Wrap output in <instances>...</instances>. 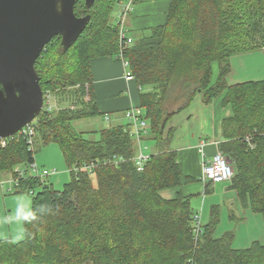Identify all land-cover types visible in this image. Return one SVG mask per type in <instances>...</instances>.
Here are the masks:
<instances>
[{"label": "trees", "instance_id": "trees-1", "mask_svg": "<svg viewBox=\"0 0 264 264\" xmlns=\"http://www.w3.org/2000/svg\"><path fill=\"white\" fill-rule=\"evenodd\" d=\"M125 1L96 0L89 7L77 0L74 11L91 15L88 26L68 49L55 36L36 61L43 92L59 105L48 109L45 104L32 122L33 144L19 135L0 144V174L17 179L11 184L14 193L32 196L31 212L23 220L25 236L0 239V264H264V241L237 249L232 231L215 235L219 206L212 207L207 224L196 226L191 195H161L198 180L183 174L177 151L152 154L138 170L136 139L126 126L113 123L88 132L72 127L73 121L102 115L91 62L118 55L120 26L111 18L118 6L119 20ZM139 1L132 0V12ZM124 30L128 35L127 25ZM263 47L264 0H170L166 21L133 38L123 58L136 83L151 87L141 93L139 107L150 123V137L160 144L168 141L171 116L197 93L208 103L222 95L223 106L232 109L220 124V149L235 169L230 187L264 220V79L228 82L230 57ZM214 62L219 75L212 81ZM174 88L186 101L170 110L167 96ZM66 100L76 107H61ZM39 140L62 150L71 179L61 188L46 177L28 175V169L23 176L16 171L36 161Z\"/></svg>", "mask_w": 264, "mask_h": 264}, {"label": "crops", "instance_id": "crops-1", "mask_svg": "<svg viewBox=\"0 0 264 264\" xmlns=\"http://www.w3.org/2000/svg\"><path fill=\"white\" fill-rule=\"evenodd\" d=\"M147 1L146 5L142 6L141 2L138 6L131 11L127 17V26H128V35L138 39L146 34H143L141 37L132 35V28L143 29L148 26L146 19L148 18L147 9L152 6L153 13H151V19L156 22L155 24L160 25L166 21V12L169 7L170 0H144ZM156 26V25H153ZM151 26V27H153ZM264 50V47L262 48ZM254 57L264 59V52L260 51H246L243 55L240 56H231L233 64L234 61L238 62V66L233 67L231 73L228 77L229 84H234L242 81L252 80V79H261V78H252L244 80L248 71H253V76H264L260 72H264V67L262 65L255 66L256 61L251 60ZM241 59V60H239ZM235 66V65H234ZM92 74H93V88L95 93V98L97 102L98 109L101 111L103 121L106 124L105 116L110 117V123H119L122 125L127 124L128 119L126 117V112L133 107L140 106L141 104V93L144 90L149 88L142 87V90L139 88V85L134 79H127L128 70L125 68L123 62L117 56H105V57H96L91 62ZM260 71V72H259ZM130 72V70H129ZM216 80V79H215ZM214 80V81H215ZM174 91V90H173ZM169 92L167 96V106L168 109L174 110L168 105L170 96L173 97L174 92ZM180 94H183L182 91H179ZM222 95L216 97L214 100L209 103L206 102L201 95L197 93L184 107L182 110L174 113L173 116L169 119L167 128L165 129V136L168 137V141L165 143H158L150 137V128L147 131H144L141 136V140H136L137 143V155L139 151L144 155L149 157L152 154L159 153L165 150H175L177 151L178 160L181 164L183 174L185 176H191L197 178L196 186L190 188L187 183H183L179 189L167 188L161 191V195L164 198H172L176 196L178 191L183 192L185 195L198 194L199 189H204V186L201 181L202 174V164L205 160L211 159L215 153L220 150V142L224 141L222 137L220 124L224 117L231 115L232 109L231 106H223ZM183 97V96H182ZM184 102L186 101L183 99ZM179 102H181L179 100ZM178 102V103H179ZM194 103L195 107H190ZM142 108V107H141ZM144 112V111H143ZM197 112L198 115L195 117L194 113ZM186 116L187 122L183 125L182 118L179 115ZM150 125V123H149ZM107 126V124H106ZM179 126H184V135L185 138L183 142L177 140L181 132L178 131ZM142 139H144L142 141ZM146 140V141H145ZM144 144V145H142ZM171 144V145H170ZM164 145L163 149H160L159 146ZM205 156L203 157L201 149ZM223 152V151H222ZM135 155V156H137ZM39 154L35 156V160L40 165L43 164L38 159ZM227 156V155H226ZM46 158V154H45ZM58 162L51 163L50 166H58ZM65 173L61 174L58 177H54L53 181L61 182L65 179ZM13 178L12 173H8L7 181ZM219 184V183H218ZM218 184H214L213 188L217 187ZM224 185L225 191L230 190V192L223 193L220 195H210V198L202 196V199L198 203L199 209H195V212L200 217V222L202 225L207 224L210 219L211 209L213 206L217 205L220 209V223L215 231L216 236H221L219 234V229L223 226V214L224 208L227 209L229 217L233 220L236 218L245 219L249 217L247 222L250 219H255L256 223L264 225V220L261 215H255L249 207H245L241 204L239 196L236 190H232L230 183L222 182ZM8 185V187H7ZM212 185V184H210ZM14 186L10 184H5L0 186V239L10 238L13 240L14 233L16 239L19 241L23 237L22 231L19 230L18 226H10L13 222V219L16 221H22L24 218L31 212L32 208V196L26 195L25 193H14ZM205 195V194H204ZM223 199V200H221ZM199 200V199H196ZM221 200V201H220ZM218 202V203H217ZM192 204V200H191ZM193 207V206H192ZM194 209V208H193ZM10 214H6V212ZM232 212V214H230ZM259 214V213H257ZM246 222V223H247ZM231 223L229 226H232ZM220 226V227H219ZM264 234H262V237ZM236 240V237L234 238ZM259 239H255L256 241ZM252 241V242H253ZM259 241H264L261 239ZM235 242V241H234ZM247 244H237L236 248L242 246L249 247L251 245V240H246Z\"/></svg>", "mask_w": 264, "mask_h": 264}, {"label": "water", "instance_id": "water-1", "mask_svg": "<svg viewBox=\"0 0 264 264\" xmlns=\"http://www.w3.org/2000/svg\"><path fill=\"white\" fill-rule=\"evenodd\" d=\"M77 0H0V139L15 135L43 110L36 61L55 37L65 49L88 26ZM91 7L96 0H84ZM231 161V160H230Z\"/></svg>", "mask_w": 264, "mask_h": 264}, {"label": "rangeland", "instance_id": "rangeland-1", "mask_svg": "<svg viewBox=\"0 0 264 264\" xmlns=\"http://www.w3.org/2000/svg\"><path fill=\"white\" fill-rule=\"evenodd\" d=\"M140 2H141V4H143L142 6L148 4V3H146L147 1H144V0H140L139 2H135L133 4V10L138 6V4ZM152 6L153 5H150V7L147 9L148 13H150L148 15V18L146 19V22H147L148 26L146 28H143V29L132 28V30H131L132 35H135L137 37H141L143 34H148L150 32L151 26L157 25V24H155L156 22H154L151 19V15H152L151 13H153ZM117 9H118V6L116 7L114 12L112 13L111 20H112L113 23H117L119 21V20H115V15H116ZM255 50L256 51H260V52H264V50L262 48H257ZM251 51H254V50H251ZM244 53L245 52L236 53L233 56H240V55H243ZM232 60H236V59H231L233 67L238 66V62L234 61V64H233ZM239 60H241V59H239ZM251 60L256 61L254 63L255 66L262 65L264 67V59L258 58V57H254ZM231 62H230V64H231ZM212 70H213V72H212L213 73L212 81H214L219 75V64L217 62L213 63ZM260 73H261V75H264V72H260ZM253 74H254L253 71H248L246 76L244 78H242V79H244V80L252 79V78L264 79V76H253ZM173 90H174L173 91L174 95H173V97L170 96V99H169V102H168V105L171 108H175L176 106H179V104H178L179 100L183 102V99L185 98V97H182L183 94H180V92H179L180 88H174ZM44 95H45V93H44ZM201 95L203 96L202 93H201ZM51 103L54 104L52 101H51ZM70 104H72V103L66 100L64 102H61L60 106L61 107H65V106H68ZM192 106L195 107L194 103L188 108H191ZM45 107L47 108V105ZM182 112H184V110H182ZM197 115H198V113L195 112L194 116L196 117ZM179 116H180V118H182V124L184 125L187 122L186 116H182L181 114ZM36 122H37V118L33 121V123H36ZM168 123H167V126H168ZM106 124L103 121L102 115H98V116H96V117H94L92 119H83V120L73 121L72 122V127L76 131H87L88 132V131H92L93 129H100V128L106 126ZM167 126H166V128H167ZM184 128H185L184 126H179L178 127V131L181 132ZM183 133H184V130L181 132V134H180V136L178 137L177 140L183 142V139L185 138V135ZM141 136H142V134L140 136L135 137V139L140 141L141 140ZM95 137H97V135ZM143 140L144 139H142V141ZM142 145H144V144H142ZM164 147H165L164 145H160L159 146L160 149H163ZM37 154H39L38 159L41 162H43V164H41V165L38 163L39 168H40L41 171H43L45 169H48V170H51V171L53 169H55L57 171L55 174H49L48 176H46L45 180L47 182H49V183L52 182L55 187L61 188L65 182H67V181H69L71 179V174H70L69 170L67 169L66 163H65V161L63 159L62 150H61L60 146L57 143L50 142V143L46 144V143H42V141L39 140L38 143H35V155H37ZM45 154H46V158H45ZM140 154H142V153L139 151L138 155L137 154L136 155L140 156ZM50 162L51 163L58 162L60 165L57 164L58 166H50ZM21 166L25 167V165H21ZM28 173L30 174V173H32V171L30 169H28ZM63 173L66 174L65 175V179L63 181H61V182H56L55 180L53 181L54 177H58V176H60ZM7 178H8V173L7 172L3 173V174H0V180L4 181L3 185H5V184H10L11 185L12 184V183H10V180L7 181ZM201 182L202 181H200V183ZM226 183H230V181L226 182ZM187 184H188V186H190V188H193V187L196 186V181H191V182H189ZM0 186H2V185L0 184ZM213 186L214 185H211V189L207 193H205V195H204V189L201 188V189L198 190V194H195V195L192 196L191 200H192V206H193L194 210L197 209V208L199 209L198 203L202 199V196L204 197V196L207 195V198H210L211 194L212 195H220L221 192H223V193L230 192V190L225 191L224 185L222 183H219L218 186L215 187V188H213ZM7 187H8V185H7ZM232 190H234V189H232ZM25 194L26 195L27 194L30 195V193H25ZM196 199H199V200H196ZM221 200H223V199H221ZM6 214H10V212L7 211ZM230 214H232V212H230ZM254 214L261 217L260 214H257V213H254ZM248 219H249V217H246L245 219H240L238 217L235 220H233V219H231L229 217L227 209L224 208L223 226H221V227L219 226L220 227L219 234H222L225 231H232L233 234H234V238L236 237V240H234V238H233V241H232V245H233L234 248H236L235 245H237V244H243V245L247 244L246 240H249V239L251 240V242L253 240H255V239H259V240L264 239V236L262 237V234H264V225L263 224L260 225V223L259 224L256 223L255 219H250L247 222ZM231 223H233V225L229 226ZM10 226H18L19 230L22 231V234H23L22 237L24 238V236H25V234H24V225H23L22 221H16V220L13 219V222H12V224ZM13 233H14L13 241H18L16 239L15 232H13ZM243 248H246V247L242 246V247H240L238 249H243Z\"/></svg>", "mask_w": 264, "mask_h": 264}, {"label": "built area", "instance_id": "built-area-1", "mask_svg": "<svg viewBox=\"0 0 264 264\" xmlns=\"http://www.w3.org/2000/svg\"><path fill=\"white\" fill-rule=\"evenodd\" d=\"M132 0H127L123 2V5L121 6V11L119 14V21L118 26V38H119V44H120V51L117 55L118 58L121 59L123 62L125 68L128 70L127 72V79H134V75L129 72V62L123 58V52L124 50L131 45L133 42V38L128 36L125 33L124 26L126 25V20L128 14L132 10ZM139 88L142 90V86L139 85ZM51 101L54 103L52 104ZM47 105L48 109L56 108L58 107V104L55 100V98L48 94V92L44 95V106ZM71 108H75V105H70ZM126 117L128 119V122L126 126V129L129 130L130 134L134 137L140 136L144 131H147V129L150 128L149 122L147 119L144 118L143 109L139 106L130 108L126 112ZM106 123L109 125L110 123V117L107 115L105 117ZM15 135L19 136H25L29 138V142L31 144L34 143L33 139L36 135L35 128L32 125V123H29L25 127H23L21 130H19ZM14 135V136H15ZM247 141H250L251 139L249 137L246 138ZM0 144L2 146L6 145V138L0 139ZM252 144V143H250ZM34 145L31 146L33 148ZM203 157L205 156V153L203 152V148L201 149ZM148 159L147 156H144L143 154H140V156H135L134 160L136 163V166L138 170H142L144 167L145 161ZM27 169H30L32 173L28 175H35L40 176L42 178L48 176L51 173H54V169L48 170L45 169L43 171L40 170L39 165L36 161L28 162L25 164V167L18 165L16 167V171L19 173V175L23 176L25 172H27ZM235 174V169L233 164L231 163L228 156H226L222 151L218 150L215 155L211 159L205 160L202 164V174H201V181L204 186V194L206 193V188L209 187V184H218L222 182H229L233 178ZM16 178H12L10 180V183L16 182ZM0 184L3 185L4 181L0 180ZM196 226H201L200 217L199 215L196 216Z\"/></svg>", "mask_w": 264, "mask_h": 264}, {"label": "bare ground", "instance_id": "bare-ground-1", "mask_svg": "<svg viewBox=\"0 0 264 264\" xmlns=\"http://www.w3.org/2000/svg\"><path fill=\"white\" fill-rule=\"evenodd\" d=\"M112 161V160H111Z\"/></svg>", "mask_w": 264, "mask_h": 264}]
</instances>
